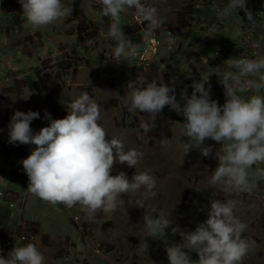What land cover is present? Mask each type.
Returning a JSON list of instances; mask_svg holds the SVG:
<instances>
[{"label": "clouds", "instance_id": "obj_1", "mask_svg": "<svg viewBox=\"0 0 264 264\" xmlns=\"http://www.w3.org/2000/svg\"><path fill=\"white\" fill-rule=\"evenodd\" d=\"M18 3L24 27L32 29L67 19L73 10L72 4L65 5L62 0H18ZM100 3V16L111 20L107 36L116 43L111 57L116 63L136 57L139 48L125 39L122 13L134 10L136 22L144 26L146 22L143 35L146 44L153 42L156 31L166 22L157 7L142 0H100ZM238 9L243 10L249 22H256L246 0H229L217 14L227 17ZM175 43L174 39L168 41L170 46ZM217 75L224 89L222 105L211 98L209 76L196 79L189 75L192 83L183 87H179L182 81L176 76L167 83L147 78L129 81L128 110L148 115L150 123H141L146 132L156 126L166 106L175 111L184 118L182 136L188 138L184 155L190 149H198L202 156L218 161L210 172L208 185L251 193L255 181L264 180V167H259L264 165V95L260 94L264 90V56L229 58L225 71ZM249 90L253 94L248 98L239 94ZM68 109V115L60 119H53L45 110L43 119L49 123L38 132L30 127L32 121L41 118L38 111L16 110L9 120L10 144L35 145L21 161L29 180L28 191L52 205L62 204L69 209L80 205L89 221L99 211H115L124 194L144 188L145 199L154 198L156 180L149 173L135 172L131 179L124 171L111 175L116 163L136 168L143 153L135 148L126 150L119 138H108L99 123L101 105L84 92ZM209 139L218 147L206 143ZM145 199L132 202V207L144 210L147 229L144 237L161 239L166 229H170L172 235L179 234L181 238L166 248L169 264H243L248 252L256 246L255 241L243 236L248 224L235 215L236 200L213 201L207 219L197 223L193 230L181 228L172 216L150 207ZM148 247L144 240L141 252L147 253ZM192 252L198 255L197 260L190 258ZM0 264H46V257L35 243L29 242L14 246L6 257L0 255Z\"/></svg>", "mask_w": 264, "mask_h": 264}, {"label": "crops", "instance_id": "obj_2", "mask_svg": "<svg viewBox=\"0 0 264 264\" xmlns=\"http://www.w3.org/2000/svg\"><path fill=\"white\" fill-rule=\"evenodd\" d=\"M62 3L72 4L70 17L32 29L24 27L18 0H0V190L4 191L0 196V237L30 231L36 236L35 244L44 253L46 264L53 261L52 253L43 247L32 217L48 203L28 191L29 180L21 163L35 145L8 142V124L16 110L38 111L41 118L30 125L38 132L49 123L43 119L45 110L53 119L64 118L71 102L84 92L101 108L118 104L128 108L131 90L127 83L140 78L159 79L155 76L159 70L166 76L183 78L179 79L182 87L191 85L189 75L196 79L209 76L211 98L216 100L214 89L223 88L217 74L225 71L227 59L242 57L244 53L249 58L264 56L263 20L258 25H250L247 18H234L241 17L243 10L225 17L207 6L202 12L206 15L202 24L194 27L188 23L180 29L176 33L175 49L170 51L163 47L151 68H139L133 65L131 58L116 63L111 59L116 43L107 36L111 20L100 16V0H62ZM255 7L250 9L254 14ZM133 13L134 10L122 13L121 24L125 39L141 47L140 37L131 24ZM223 42L231 45L219 57L215 52ZM103 70L107 71V76L100 74ZM239 94L248 98L253 92ZM260 94L264 95V90ZM217 101L221 105L225 102ZM127 112L132 115L128 109ZM174 118L184 119L178 114ZM4 139L7 142H3ZM7 247V242L0 244V255L7 256L10 251ZM159 253L157 251L156 255Z\"/></svg>", "mask_w": 264, "mask_h": 264}, {"label": "rangeland", "instance_id": "obj_3", "mask_svg": "<svg viewBox=\"0 0 264 264\" xmlns=\"http://www.w3.org/2000/svg\"><path fill=\"white\" fill-rule=\"evenodd\" d=\"M142 2L157 7L166 19L158 29L161 33L168 29L178 33L188 23L194 27L201 25L202 18L206 16L202 12L207 6L211 11H218L215 5L228 3V0ZM223 7L224 5L218 6L220 9ZM199 14H202V17ZM240 15L241 17L234 18L245 19L244 12ZM133 27L137 32L138 29ZM165 46L167 47L166 44L163 47ZM131 59L135 65L134 59ZM151 67L152 65L143 68ZM100 74L107 76V71L103 70ZM168 75L171 74L166 76V73L160 70L159 74H155L165 83L173 76L169 78ZM167 78L168 81L165 80ZM127 109L120 104L102 107L99 123L105 128L108 138L121 139L126 150L135 148L143 153V158L136 168H129L126 163L114 164L111 175L124 171L131 179L135 172H147L156 180V187L152 190L156 195L154 198L145 199L144 188L136 193L124 194L120 197L115 211L108 213L99 211L92 221L87 219L80 205L69 209L62 204L48 203L39 210V213L34 211L37 213V216L32 217L35 229L40 232L43 247L48 253H52L53 261L50 264H169L166 248L180 241L179 234L172 235L170 229H166V235L161 239L144 237L147 231L143 219L144 210L132 207V202L136 199H145V203L150 207L172 216L181 228L193 230L197 223L207 219V210L213 201L236 200L235 215L248 224L243 236L255 241L256 245L248 252L243 264H264V180H256V187L251 193L210 187L207 183L210 172L217 167L218 161L202 156L198 149H190L189 153L184 155V146L188 138L182 136L183 119L175 120L174 116L177 115L175 111L166 106L162 116H158L156 126L146 132L141 123H150L148 115L135 111L129 116ZM206 143L218 147L211 139ZM256 167L257 165H254L253 169ZM75 218H79V221ZM144 240L149 246L147 253L141 252ZM152 250L155 252L154 255L151 254L153 252H149ZM157 251L161 252L159 256L156 255ZM190 258L197 260L198 255L192 252Z\"/></svg>", "mask_w": 264, "mask_h": 264}, {"label": "built area", "instance_id": "obj_4", "mask_svg": "<svg viewBox=\"0 0 264 264\" xmlns=\"http://www.w3.org/2000/svg\"><path fill=\"white\" fill-rule=\"evenodd\" d=\"M246 6L249 9L253 8V6H256L255 7L256 8V12H255L256 22L264 16V3H260L258 0H246ZM219 9L220 8L217 7V10ZM245 18H247L246 15H245ZM256 22H255V25H256ZM131 24L138 29L137 33L139 34L140 42H141V47L138 48L137 56L133 58L136 66L138 67L151 66L156 61L155 59L159 58L161 48L165 44L167 45L170 51H173L175 49L176 43L175 45H172V46L168 44V41L170 39H174L176 42V33L173 32V30L168 29V30H165L164 33H161L159 30H157L156 34L152 38L153 42L146 44L143 40L144 27L146 26V24L145 26L138 24L136 20L134 19V13L132 15ZM230 45L231 44L229 42H223L221 48L217 49L215 54L219 57H222L223 54L225 53V50L226 49L228 50L230 48ZM242 57H246V54L244 53ZM216 97L219 100H225L224 89L217 88ZM3 142H7V140L4 139ZM3 195H4V191L0 190V196H3ZM11 206L12 207L15 206V203L13 202ZM75 219L78 220L79 218H75ZM6 242L8 243L7 248H11L12 250L14 246H21L29 242L36 243V236L35 234L26 230L25 232H23L22 234L18 236L8 234V235L0 237V244H4Z\"/></svg>", "mask_w": 264, "mask_h": 264}, {"label": "bare ground", "instance_id": "obj_5", "mask_svg": "<svg viewBox=\"0 0 264 264\" xmlns=\"http://www.w3.org/2000/svg\"><path fill=\"white\" fill-rule=\"evenodd\" d=\"M258 1H259L260 3H264V0H258ZM261 20H263V22H264V16L256 22V25H258V24L260 23ZM246 22H247V21H246ZM247 23H249L250 25H255V23H251V22H249V21H248ZM248 34H249V33H248ZM246 38H247V37H246ZM179 87H182V86L179 85ZM178 90H179V88H178ZM188 92H189V94H190V93H191V90L188 89Z\"/></svg>", "mask_w": 264, "mask_h": 264}]
</instances>
